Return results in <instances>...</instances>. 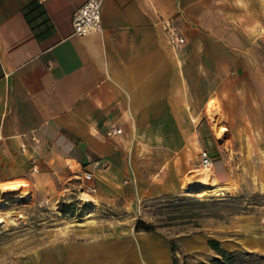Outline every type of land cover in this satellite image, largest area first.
I'll return each mask as SVG.
<instances>
[{
	"label": "crops",
	"instance_id": "1",
	"mask_svg": "<svg viewBox=\"0 0 264 264\" xmlns=\"http://www.w3.org/2000/svg\"><path fill=\"white\" fill-rule=\"evenodd\" d=\"M84 1L0 0V181L69 177L72 158L123 164L130 147L106 135L110 124L192 133L203 145L215 94L229 121L264 118L262 45L237 25L251 16L236 0H102V30L78 35L72 17ZM161 16L186 36L178 50Z\"/></svg>",
	"mask_w": 264,
	"mask_h": 264
},
{
	"label": "rangeland",
	"instance_id": "2",
	"mask_svg": "<svg viewBox=\"0 0 264 264\" xmlns=\"http://www.w3.org/2000/svg\"><path fill=\"white\" fill-rule=\"evenodd\" d=\"M236 1L251 16L237 25L264 59V0ZM209 105L203 145L193 146L192 133L128 130L108 136L130 147L123 164L94 166V157L87 168L72 158L69 177L14 180L27 187L0 200V264H198L217 255L211 240L238 251L235 264H264V118L230 123L218 94ZM202 148L217 156L213 172L201 164ZM139 219L156 229L137 230Z\"/></svg>",
	"mask_w": 264,
	"mask_h": 264
},
{
	"label": "built area",
	"instance_id": "3",
	"mask_svg": "<svg viewBox=\"0 0 264 264\" xmlns=\"http://www.w3.org/2000/svg\"><path fill=\"white\" fill-rule=\"evenodd\" d=\"M175 17H164L161 16V23L166 34L168 43L173 49H179L185 42L186 36L183 34L181 28L175 22ZM73 32L78 35H86L94 31L102 30V0H85L84 3L75 11L73 17ZM124 132L122 126L110 124L106 130L107 136H117ZM36 140V137H33ZM27 143L23 142L21 149L24 151L27 148ZM201 164L206 168H212L214 166V159L208 152V150L202 148L200 151ZM34 159V157L32 158ZM105 159L95 158L92 160L94 166L105 165ZM2 164L0 163V176L2 174ZM39 166L36 160L32 163V171H38ZM83 179L91 181L94 178L92 170L88 169L82 173ZM90 189L94 190V185L89 186ZM0 189V200L5 199L4 193Z\"/></svg>",
	"mask_w": 264,
	"mask_h": 264
},
{
	"label": "trees",
	"instance_id": "4",
	"mask_svg": "<svg viewBox=\"0 0 264 264\" xmlns=\"http://www.w3.org/2000/svg\"><path fill=\"white\" fill-rule=\"evenodd\" d=\"M137 230H155L156 227L153 223L146 222L143 219H139L136 224ZM210 245L216 251L217 255L211 262L201 261L198 264H235L239 255L238 251H230L222 248L216 240H211ZM175 264H180L176 259ZM183 264H186L184 262Z\"/></svg>",
	"mask_w": 264,
	"mask_h": 264
},
{
	"label": "bare ground",
	"instance_id": "5",
	"mask_svg": "<svg viewBox=\"0 0 264 264\" xmlns=\"http://www.w3.org/2000/svg\"><path fill=\"white\" fill-rule=\"evenodd\" d=\"M207 171H212L211 168H207ZM27 187V184L23 181H11V182H6L3 186L0 187V189H3L5 192L12 194V197H20L23 196L20 191L21 189H25ZM9 195V194H8ZM16 199V198H15ZM14 200V199H13ZM0 222L2 220L0 219Z\"/></svg>",
	"mask_w": 264,
	"mask_h": 264
}]
</instances>
